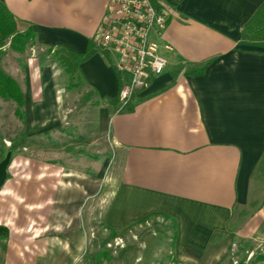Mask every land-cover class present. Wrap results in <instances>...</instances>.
<instances>
[{"label": "crops", "instance_id": "1", "mask_svg": "<svg viewBox=\"0 0 264 264\" xmlns=\"http://www.w3.org/2000/svg\"><path fill=\"white\" fill-rule=\"evenodd\" d=\"M0 1L17 30L34 32L41 47L84 52L93 42L96 52L79 63L82 85L104 102L100 124L115 156L107 179L65 163L69 132L58 97L66 77L54 64L29 61L15 80L28 102L30 144H38L18 155L29 168L12 179L7 173L0 188V225L8 229L0 264H78L91 236L84 210L93 196L108 239L148 215L173 218L170 253L182 264H220L236 237L264 243V198L229 224L264 158V40L248 42L243 34L264 0H159L168 12L160 37L167 65L124 105L115 100L121 81L114 57L94 42L110 0Z\"/></svg>", "mask_w": 264, "mask_h": 264}, {"label": "rangeland", "instance_id": "2", "mask_svg": "<svg viewBox=\"0 0 264 264\" xmlns=\"http://www.w3.org/2000/svg\"><path fill=\"white\" fill-rule=\"evenodd\" d=\"M2 52L1 67L20 82L22 76L27 74L26 66L30 64L29 61L40 67L51 64L60 67L53 53L49 52L47 47H41L36 43L27 44L24 52L20 53L13 50L8 41L2 47ZM58 99L67 121V124L62 125L64 130L69 132L62 137L63 152L69 155L68 162L66 160L65 163L83 168L86 172L99 171L101 177L107 179L115 169V156L108 130L100 124V108L104 102L92 95L83 85L73 89L65 87V92L59 95ZM27 103L25 100L24 110ZM15 108L14 102L0 97V164L6 162V174L8 173L10 179H12L10 173L20 174L29 168L28 161L19 159L18 155L28 156V147L38 144L36 142L30 144L28 138L30 129L16 116ZM32 115L34 117L35 113H32L31 117ZM55 135L61 137L58 136L59 134ZM35 136L40 138L38 134H34ZM18 150L21 151L17 152ZM44 158L45 155L42 154V159ZM19 174L15 177L20 179ZM22 179H28V176H22ZM24 196L25 192L21 190L20 198L23 199ZM263 198L264 158L251 181L247 203L236 205L234 208L233 216L229 221L230 227L234 228L236 223L247 217ZM88 200L84 210V225L91 236L84 259L78 264H182L173 261L171 257L173 228L171 221L161 216H154L146 223L123 231L116 239H108L109 231L103 226L101 205L94 196ZM102 251H106L107 256H98ZM263 253L264 243L236 237L230 245L227 256L220 264H240L241 261L242 264H262L257 257Z\"/></svg>", "mask_w": 264, "mask_h": 264}, {"label": "built area", "instance_id": "3", "mask_svg": "<svg viewBox=\"0 0 264 264\" xmlns=\"http://www.w3.org/2000/svg\"><path fill=\"white\" fill-rule=\"evenodd\" d=\"M167 22L168 12L159 0H110L94 42L98 51L114 57L113 67L121 81V105L164 71L167 58L161 52L160 37Z\"/></svg>", "mask_w": 264, "mask_h": 264}, {"label": "trees", "instance_id": "4", "mask_svg": "<svg viewBox=\"0 0 264 264\" xmlns=\"http://www.w3.org/2000/svg\"><path fill=\"white\" fill-rule=\"evenodd\" d=\"M244 39L248 42L263 41L264 40V2L252 16V18L244 26ZM9 41L10 47L17 52H24L27 44L36 43L35 33L29 32L22 34L17 30V25L13 14L8 10L5 4L0 1V60L3 55L2 47ZM48 51L52 52L56 61L62 68L66 77V89L79 88L83 84V75L79 69V63L91 57L96 50L93 48V42L88 41L87 48L84 52H77L71 50L63 45L57 47H48ZM204 68H200L191 73H201ZM0 97L4 100H10L16 104L15 114L22 122L25 121V95L18 82L8 74L0 65ZM119 102L118 94L115 98ZM152 216L148 215L139 221L129 224L124 230H111L109 237H114L129 228L146 223ZM166 220L172 222V235L175 236V220L168 215H160ZM8 233L7 227L0 225V238L6 237ZM107 256L106 251L98 253V256ZM97 257V256H96ZM258 261L264 264V253L257 257ZM242 264V261L240 262Z\"/></svg>", "mask_w": 264, "mask_h": 264}, {"label": "water", "instance_id": "5", "mask_svg": "<svg viewBox=\"0 0 264 264\" xmlns=\"http://www.w3.org/2000/svg\"><path fill=\"white\" fill-rule=\"evenodd\" d=\"M6 176V162L0 164V186H2Z\"/></svg>", "mask_w": 264, "mask_h": 264}]
</instances>
